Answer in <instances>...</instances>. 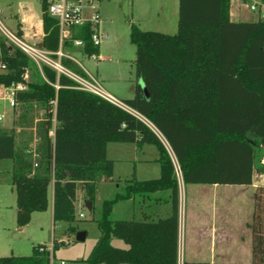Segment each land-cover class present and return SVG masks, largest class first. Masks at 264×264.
I'll return each mask as SVG.
<instances>
[{
	"label": "trees",
	"instance_id": "trees-1",
	"mask_svg": "<svg viewBox=\"0 0 264 264\" xmlns=\"http://www.w3.org/2000/svg\"><path fill=\"white\" fill-rule=\"evenodd\" d=\"M42 8L44 36L38 47L89 78L76 60L56 52L100 54L90 27H72L71 36L61 42L59 21L48 13L45 0ZM230 10L231 0H179L174 34L143 30L132 23L136 74L149 96L138 83L133 97L122 101L155 129L136 113L80 89L66 73L37 63L20 47L0 38V85L25 83L27 72L36 66L39 76L26 89L17 90L15 99L26 107L39 103L45 109L34 147L18 148L15 129L0 128V160L13 162L18 226L27 225L34 212L48 209L53 184L54 222H66L70 232H78V192L93 210L99 184L114 181L108 144L134 142L139 149L154 144L160 153V177L125 179L122 190L102 201L96 218L100 235L85 261L178 264L179 183L173 156L186 184H251L255 164L264 153V17L234 21ZM18 25L22 36L21 22ZM76 39H82L83 46H76ZM162 189L174 193L169 218L112 217L118 201ZM256 210H264V186L258 189ZM114 238L128 247L115 246ZM52 255L51 249L39 244L30 255L0 256V264H51Z\"/></svg>",
	"mask_w": 264,
	"mask_h": 264
},
{
	"label": "rangeland",
	"instance_id": "rangeland-1",
	"mask_svg": "<svg viewBox=\"0 0 264 264\" xmlns=\"http://www.w3.org/2000/svg\"><path fill=\"white\" fill-rule=\"evenodd\" d=\"M175 1L101 0V27L107 33V37L100 46V53L105 57L92 58L81 52L75 54L86 71L96 80L92 77L89 78L120 100L132 97L136 85L141 84L143 80L138 78L136 74V46L131 40V25L135 23L143 30L176 33L178 20L175 24V17L172 12ZM254 1L248 0L246 3H253ZM246 3L241 0H232L233 17L257 20L261 12L252 11ZM42 13V0H0V21L12 32H17L19 22L23 21L24 35L22 38L33 46H37L43 31ZM241 13H244L245 16L240 17L239 14ZM0 38H4L1 29ZM6 41L8 44L11 43L7 39ZM39 73V69L33 65L25 76L26 82L19 84L20 88L16 85L5 91L3 88L5 86L1 85L0 125L7 124L9 113L12 111L16 118V125L23 127L22 131H34L30 127L34 124L38 126L39 121L44 118V107L39 103H33L26 107L25 104L17 101L13 107L7 93L12 89L15 92L26 89L28 82L36 80ZM137 115L155 129L140 114L137 113ZM26 119H30V122L23 121ZM35 119L38 121L35 122ZM159 135L169 147L164 137ZM31 136L32 134H30ZM17 144L20 148L21 138L17 139ZM146 147V154L149 158L159 154L158 148L154 144H149ZM11 177V160H0V256L30 255L35 246L44 244L52 249L55 264H61L62 260L66 261V264H87L85 259L100 235L96 218L101 215V203L104 199L112 198L115 195L113 193V181L99 184L93 210L88 208L87 198L80 191L78 192V231L86 230L88 234L85 240L79 241L77 240V232L73 233L68 230V223L54 222L51 204L47 210L36 212L31 221L21 230L17 224L14 211L16 191ZM121 183L123 186L124 182ZM79 212H83L84 216L81 217ZM55 243L57 246H54ZM113 244L119 247L127 246L123 240L117 238L113 239Z\"/></svg>",
	"mask_w": 264,
	"mask_h": 264
},
{
	"label": "crops",
	"instance_id": "crops-1",
	"mask_svg": "<svg viewBox=\"0 0 264 264\" xmlns=\"http://www.w3.org/2000/svg\"><path fill=\"white\" fill-rule=\"evenodd\" d=\"M172 12L176 24V21H179V0L175 1ZM239 15L240 17L245 16L244 13ZM230 16L234 21L256 20L234 18L232 0ZM20 22L24 35V22ZM43 36L44 31L37 44ZM75 54L74 57L78 61ZM100 57L105 56L100 53ZM80 65L82 66L81 63ZM84 70L86 71L85 68ZM87 74L95 79L90 73L87 72ZM3 88L5 91L11 89L10 87ZM23 121L30 122V119ZM36 121L38 119H35ZM6 122L7 124L0 125V128H14L16 140L21 138L22 146L38 144L36 124L30 127L34 131H22L23 127L16 125V118L12 111ZM30 134H32L31 137ZM147 145L149 144L139 149L134 142H110L108 144L107 156L114 160V194L122 190L123 180L133 176L138 180L160 177L161 165L158 161L160 153L149 158L146 154ZM173 160L175 163L174 156ZM12 165L11 161V168ZM263 165L264 153L255 164L251 184H186L176 173L179 183L178 264H264V210H256L258 189L264 186ZM173 198L172 189H162L146 196H133L120 200L113 207L112 217L117 220L166 219L173 213ZM50 204L53 213V184L49 187V206ZM14 206L17 216V198ZM23 227H20L21 230Z\"/></svg>",
	"mask_w": 264,
	"mask_h": 264
},
{
	"label": "built area",
	"instance_id": "built-area-1",
	"mask_svg": "<svg viewBox=\"0 0 264 264\" xmlns=\"http://www.w3.org/2000/svg\"><path fill=\"white\" fill-rule=\"evenodd\" d=\"M47 4L48 13L59 21L60 25V38L61 42L71 36L72 27L75 26H89L91 29V37L94 45L101 46L104 39L107 37V33L103 31L101 27V15H100V2L101 0H45ZM248 0H243L246 3ZM252 11L261 12L260 17H264V0H255L253 3H246ZM0 29L4 37L11 43H14L25 51L29 56H31L37 63L44 62L56 68L59 72L66 73L71 78H73L78 84L79 88L83 90L90 91L97 95L104 97L110 102L121 106L129 111L137 114L136 111L127 106L122 100L115 97L113 94L107 92L103 87H101L97 82H94L90 78H85L72 70L64 67L60 60H54L50 57V51L33 46L27 43L17 32H12L0 21ZM76 46H83L84 42L82 39L75 40ZM59 57L68 56L74 60V55L65 54L62 49L56 52ZM88 56L92 58L99 57L100 54H89ZM78 62V61H77ZM79 63V62H78ZM80 64V63H79ZM18 87L20 88L21 86ZM10 90V89H9ZM7 97L10 98L11 106L16 105L15 90L9 91ZM1 117V116H0ZM176 173L182 178V171L179 163L175 159ZM81 217L84 216L83 212H79ZM44 248H40L42 251ZM52 250V249H51ZM51 264H55L54 257L52 255ZM61 264H66V261L62 260Z\"/></svg>",
	"mask_w": 264,
	"mask_h": 264
},
{
	"label": "water",
	"instance_id": "water-1",
	"mask_svg": "<svg viewBox=\"0 0 264 264\" xmlns=\"http://www.w3.org/2000/svg\"><path fill=\"white\" fill-rule=\"evenodd\" d=\"M141 85H142V87H143V89L145 91L146 96H149V92H148V90H147V88H146V86H145L143 81H142ZM261 147L264 150V145H261ZM87 206H88L89 209H91V207H92L91 202L88 201L87 202ZM86 237H87V231L86 230H80V231L77 232V240L83 241V240L86 239Z\"/></svg>",
	"mask_w": 264,
	"mask_h": 264
}]
</instances>
